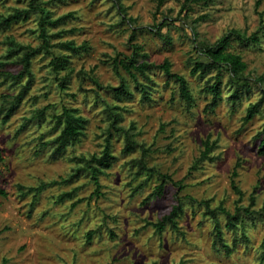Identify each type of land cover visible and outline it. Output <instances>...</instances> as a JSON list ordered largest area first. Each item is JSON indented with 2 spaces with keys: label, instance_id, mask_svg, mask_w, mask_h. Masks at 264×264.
I'll use <instances>...</instances> for the list:
<instances>
[{
  "label": "clouds",
  "instance_id": "obj_1",
  "mask_svg": "<svg viewBox=\"0 0 264 264\" xmlns=\"http://www.w3.org/2000/svg\"><path fill=\"white\" fill-rule=\"evenodd\" d=\"M0 264H264V0H0Z\"/></svg>",
  "mask_w": 264,
  "mask_h": 264
}]
</instances>
